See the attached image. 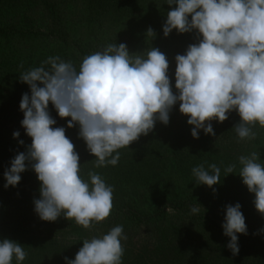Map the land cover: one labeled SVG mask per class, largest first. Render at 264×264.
<instances>
[{"label":"clouds","instance_id":"obj_1","mask_svg":"<svg viewBox=\"0 0 264 264\" xmlns=\"http://www.w3.org/2000/svg\"><path fill=\"white\" fill-rule=\"evenodd\" d=\"M165 4L169 10L162 25L164 37L173 30L195 31L199 37L174 57V85L168 58L158 48L130 53L125 43L116 42L85 56L78 67L50 56L21 72L19 79L30 95L21 97L20 123L31 144L10 161L3 173L4 187H15L30 167L40 182L39 198L33 201L40 220L54 222L63 216L91 229L113 208L114 187L95 171L84 179L79 153L65 127L55 126L50 103L60 118H70L67 128L78 125L95 168L116 166L119 150L147 136L157 122L167 125L177 104L192 126L193 139L201 131L214 136L211 122L221 123L233 111L239 116L232 127L239 140H254L253 129L264 128V0H163ZM146 37H155L152 28ZM19 136V131L13 132L14 139ZM237 168L242 184L254 195L256 211L264 216V161L258 152L240 155L223 176L216 164L198 165L191 173L196 184L212 188ZM196 205L193 214L203 209ZM221 227L229 238L226 247L237 254L238 234H247L239 203L225 205ZM126 240L123 226L116 225L83 239L74 259L65 257V264H122ZM27 255L20 243L0 239V264H12L13 259L22 264Z\"/></svg>","mask_w":264,"mask_h":264},{"label":"rangeland","instance_id":"obj_2","mask_svg":"<svg viewBox=\"0 0 264 264\" xmlns=\"http://www.w3.org/2000/svg\"><path fill=\"white\" fill-rule=\"evenodd\" d=\"M162 2L0 0V28L11 26L35 35L47 32L52 20H57L65 26L61 32H66L67 37L65 44L39 36L33 39L14 37L7 43V40H0L1 218L13 212L35 213L33 201L39 198L40 182L30 172V167L20 174L21 180L15 187H4L3 173L10 167V161L16 154L26 152L31 144V138L25 134L20 123L23 119L19 109L21 97L25 93L30 95L28 85L19 79L21 72L40 66L50 56H59L78 67L85 56L116 42L125 43L130 53L142 52L148 47L158 48L168 58V75L170 83L174 85V57L183 54L188 45L197 43L199 37L195 31L178 34L175 30L164 37L162 25L169 6L161 5ZM149 27L155 32L151 40L146 37ZM79 47L84 53L78 52ZM49 113L56 120L55 126H64L69 131L68 138L77 151V142L82 140L78 135V125L67 128L68 119L63 123L61 120L65 121V118L56 115L51 103ZM186 121L187 116L178 110L170 112L167 125L157 122L147 136H140L128 149H120V160L114 167L95 168L93 156L89 155L85 160L79 156L82 159L79 160L81 175L85 180L89 171H95L114 187L111 214L115 208L120 207L122 212H127L134 206L144 212L158 211L156 218L139 226L120 220L109 226H103V221L95 223L91 229L76 223L73 227L57 230L40 228L34 219H28L31 225L28 237L24 240L10 237V240L23 245L28 253L22 264H65V257L74 259L77 253L72 248L74 242L106 233L116 225H122L127 236L123 242L122 264H247L244 254L240 252L242 243L239 240V252L233 255L226 247L229 238L209 230L197 218L207 217L222 225L225 205L239 203L247 232L264 240V216L256 211L252 203L254 195L242 184L238 168L233 174L222 177L221 182L212 188L196 184L191 169L201 164L205 168L216 164L223 176L224 169L236 162L240 155L254 151L264 161V128L257 125L253 129L257 133L254 140H239L232 129L234 125L213 120L214 136L201 131L199 138L193 139L190 135L192 126ZM15 131H19L20 136L14 139ZM16 139L24 143L14 145L12 141ZM82 162H86L87 166H83ZM174 201L188 213L174 211L171 205ZM196 203L204 210L193 214L191 209L197 206ZM31 216L34 217L33 214ZM59 218L65 220L63 216ZM64 222L67 223L63 227L69 223ZM53 243H56V247ZM12 264H16L15 259Z\"/></svg>","mask_w":264,"mask_h":264},{"label":"trees","instance_id":"obj_3","mask_svg":"<svg viewBox=\"0 0 264 264\" xmlns=\"http://www.w3.org/2000/svg\"><path fill=\"white\" fill-rule=\"evenodd\" d=\"M64 27L65 26L62 25L61 21L52 20L51 26L50 28H48L47 32H44V33L40 32V34L33 35L32 32L23 31L22 29H19V28L17 29L15 27L8 26L7 28H0V40L1 41L7 40L5 41L7 43V42L12 41L14 37H18L22 39L24 38L33 39L39 36V37L52 38L53 40H55V42H60L61 44H65L66 43L65 40L67 38L66 32L64 34L61 32V30L65 29ZM78 52L80 54L84 53V51L81 50L80 47H79ZM178 107H179L178 104L175 105L172 108L171 112L177 111ZM67 119H70V118H65V121L61 119L60 120L63 121V123H65ZM238 121H239V116L235 111H233L229 114V118L225 120L224 122L228 125L233 126ZM65 134L68 137L69 131L65 130ZM74 141L76 143L77 138H75ZM12 142L14 143V145H16V143H18V140L16 139V140H13ZM77 143H78L77 144L78 150L76 152H78L79 156L81 158H84L85 160V158L89 157L90 155L89 152L87 151L86 145L83 142V140ZM13 151H16V150L13 149ZM81 158L80 160H82ZM82 165L87 166L86 162H82ZM30 172L35 174L31 170V168H30ZM171 205H172V209H174V211L178 213H185V214L188 213V211L183 210V207L181 204H177V202L175 201ZM133 207H131V210L127 212H122V209L120 207L115 208L116 209V210L114 209L115 212L110 214V216L102 222V225L109 226V225H112V222L115 225V223H118V221L124 220V221L129 222L132 226H139V225L146 224L148 221H151L152 219L156 218L159 215L158 211L156 212V210H152V211L149 210V211L144 212L143 210L140 211L136 207L134 208ZM13 213L14 214H11V215L5 214L3 216L4 218L3 217L1 218L0 216V237L3 239L4 238L10 239V237L14 240L26 239L28 237L29 229L31 228V225L28 219H34L36 226L40 225L39 226L40 228L42 227L49 228V230L51 229L57 230L59 228H65L68 226L73 227L74 225H76L75 221L72 219L63 220L59 218L54 222H47V221L40 220L36 213H30V214H22V212L21 214H17L16 212H13ZM31 214H33L34 217H32ZM197 220L203 226H205L206 228H209V230H214L218 232V234H221L222 236H224L221 225H218L213 220L208 219L207 217H199L197 218ZM64 221H68L69 223L68 225H65L63 227L64 223H67ZM193 221H196V220L194 219ZM238 237H239V241L242 243V250H240V252L242 251V253L244 254V257L248 262L247 264H264V240L261 239L260 236L253 234L251 232H247V234H238ZM53 244H54L53 246L56 247V243H53ZM73 245L74 246H72V248H75L76 251H78L79 248L82 247V241L74 242Z\"/></svg>","mask_w":264,"mask_h":264}]
</instances>
